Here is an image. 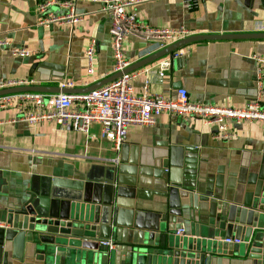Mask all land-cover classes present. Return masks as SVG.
I'll return each mask as SVG.
<instances>
[{"label": "crops", "instance_id": "0c3cea01", "mask_svg": "<svg viewBox=\"0 0 264 264\" xmlns=\"http://www.w3.org/2000/svg\"><path fill=\"white\" fill-rule=\"evenodd\" d=\"M40 1L0 0V40L9 44L0 46V80H33L25 85L46 88L71 82L72 88L82 89L111 76V22L101 5L80 1L76 4L80 21L72 26H43L38 24L36 9ZM50 8L63 12L56 5ZM129 10L149 26L184 27L192 35L264 33L255 28L256 22L264 26V0H144ZM90 40L95 41L92 75L84 55ZM148 45L136 35L123 39L130 65L158 51H147ZM8 46L32 53L11 56ZM174 52L179 56L165 69L163 78L157 64L167 55L131 71L134 92L139 93L147 81L152 93L173 97L178 88H184L189 100L209 105L240 107L255 97L252 55L264 58V38L201 40ZM231 128L229 140H217L213 126L163 112L152 125L129 126L117 152L101 137L97 123L84 133L52 121L29 123L12 108L0 109V205L21 203L31 188L40 191L52 179L59 181V189L70 190L86 182L87 175L97 178L93 165L115 168L114 173L104 170L101 176L114 178L109 195L121 226L154 228L168 210L172 182L195 185L197 192L214 202L234 196L249 204L264 188V123L243 121ZM181 228V236H188V225ZM104 240L113 241L111 237ZM18 255L9 243L0 246V264H92L64 256H36L27 249ZM262 262L259 259L256 264ZM211 264L254 263L234 250Z\"/></svg>", "mask_w": 264, "mask_h": 264}, {"label": "water", "instance_id": "95a60500", "mask_svg": "<svg viewBox=\"0 0 264 264\" xmlns=\"http://www.w3.org/2000/svg\"><path fill=\"white\" fill-rule=\"evenodd\" d=\"M238 38H264V33L192 35L87 88L22 85L1 89L0 95L22 91L89 92L185 44ZM91 169L97 178L87 175L86 182L70 190L59 189V181L52 179L40 191L31 188L21 203L0 205V222L3 224L0 246L9 243L13 253L18 255L19 252L18 258L21 251L27 249L36 256H64L70 261L92 264L111 260L124 264H211L237 250L241 256L252 259L254 264L259 259L264 264V188L249 204L244 198L234 196H225L217 200L220 202H214L207 194L197 192L195 185L182 187L181 182H172L168 190L167 212L154 228L144 230L121 226L114 217L115 208L111 204L112 195H109L114 178L101 175L104 170L114 173L115 168L93 165ZM182 224L189 227L186 237L176 234ZM109 237L116 243L114 249L101 243ZM224 239H238L239 243L225 242Z\"/></svg>", "mask_w": 264, "mask_h": 264}, {"label": "built area", "instance_id": "2783aa9c", "mask_svg": "<svg viewBox=\"0 0 264 264\" xmlns=\"http://www.w3.org/2000/svg\"><path fill=\"white\" fill-rule=\"evenodd\" d=\"M80 1L98 2L101 10L110 18L109 35L113 59V72H122L130 65L124 55L122 41L128 35H136L149 45L146 50H160L181 39L192 36L184 27L160 28L152 27L142 22L136 12L129 8L144 0H43L37 3L39 15L38 24L49 26H72L81 20L76 12V4ZM189 1V0H188ZM56 5L63 9L62 13H54L50 6ZM255 28L264 30L260 22ZM8 42L0 40V46ZM95 41L90 40L84 55L88 61V74H93L92 58ZM11 56L24 57L32 53L24 47L8 46ZM179 56L172 52L158 64V75L163 78L165 69L169 68L172 60ZM256 62L255 97L240 107H226L203 104L189 100L188 92L178 88L173 97L152 93L146 81L139 93L134 92L131 80L134 72L122 73L119 77L101 87L82 93H42L37 91H22L0 95V109H14L19 119L29 123L52 121L66 130L87 133L90 124L97 123L101 137L108 140L115 151H119L127 136V128L131 125H152L158 115L165 112L172 115L184 116L199 120L202 124L215 128L214 138L229 140L232 136L231 125L243 121H260L264 123V58L252 55ZM33 80L2 79L0 90L10 87L31 84ZM71 82H63L60 88H72ZM3 226L0 222V227ZM183 229L176 230L181 235ZM225 242L239 243L238 239H224ZM109 249L116 244L112 240L101 242Z\"/></svg>", "mask_w": 264, "mask_h": 264}]
</instances>
